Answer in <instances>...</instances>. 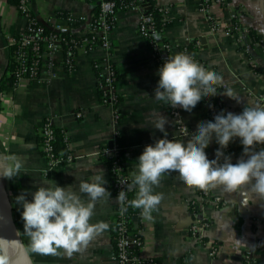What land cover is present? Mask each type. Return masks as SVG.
<instances>
[{
	"label": "crops",
	"instance_id": "0c3cea01",
	"mask_svg": "<svg viewBox=\"0 0 264 264\" xmlns=\"http://www.w3.org/2000/svg\"><path fill=\"white\" fill-rule=\"evenodd\" d=\"M199 1L157 0L159 5L168 8L163 36L169 42V56L177 52L187 54L186 47L193 43L198 48L196 57L209 71L221 73L226 86L233 88L241 98L238 102L220 94L226 110L239 113L245 104L262 106L259 96L264 94V0H228L217 14L223 18V26L219 29L212 27ZM31 9L39 18L58 11L87 19L92 14L87 0H31ZM140 14L133 8L118 11L111 32L110 60L117 71L120 96L118 115L114 107L102 102L98 88L100 70L95 63L107 57V51L101 47L79 53L72 73L60 65L56 67L57 77L50 81H32L19 90L5 88L4 92L12 94L9 104L0 93V166L13 154L25 162L19 176L0 179L13 205L16 225L33 264H117L112 229L119 202L115 200L110 165L101 158V150L110 147V143L116 144L119 137L126 148L128 170L134 176L138 171L136 159L145 145L164 135L152 127L158 112L168 117V138L173 142H189L186 136L178 134L169 105L153 97L159 65L154 48L140 31ZM26 21L15 3L0 0V78L10 59V40L25 31ZM232 21L249 32L226 36L223 28ZM84 30V25H78L74 31ZM250 60L256 63L255 68ZM180 112L184 123L195 132L202 122L209 120L204 102L193 115L182 108ZM46 117L54 127L64 130L67 148L77 155L74 163L49 165L43 156L38 130ZM217 147L219 145L213 141L206 149L209 158L215 157ZM224 151L232 155L235 163L242 155L239 139ZM99 169L104 171L112 199L97 202L92 222L104 221L108 228L71 256L63 254L62 250L59 254H43L26 245L22 208L16 196L24 193L31 199V193L40 186L45 172L60 185L71 184L78 189L76 177L89 179ZM154 191L163 195L164 201L151 219H138L145 242L142 255L157 257L162 264H264V246L256 247L258 239L264 240V201H257L254 194L249 191L229 193L218 186L210 189L211 195L221 198L216 204L212 198L201 199L196 187L186 185L179 174L163 177ZM192 201H196L194 206ZM199 215L210 220V226L203 233L204 242L189 235L190 224ZM211 242L219 247L217 255L210 253Z\"/></svg>",
	"mask_w": 264,
	"mask_h": 264
},
{
	"label": "clouds",
	"instance_id": "9594fccd",
	"mask_svg": "<svg viewBox=\"0 0 264 264\" xmlns=\"http://www.w3.org/2000/svg\"><path fill=\"white\" fill-rule=\"evenodd\" d=\"M159 79L154 90V99L172 109H183L193 115L195 110L211 97L223 94L239 102L236 91L226 86L221 73L209 71L184 52L168 56L158 68ZM223 89V90H221ZM168 117L155 114L153 128L164 135L154 143L145 145L137 157V169L129 185L138 186L135 198L128 200L127 192L121 189L115 200L141 210V215L151 219L164 201V196L154 189L163 177L179 174L189 186L208 190L222 187L229 193L249 191L257 201H264V106L245 104L239 113L221 109L213 119L202 122L195 133L189 131L190 141L173 142L168 138ZM239 139L242 155L233 163L225 149ZM215 143V157L209 158L206 149ZM25 167L24 160L13 154L0 166V178L19 176ZM78 189L71 184L62 186L49 179L47 172L40 179V186L28 199L24 193L16 196L21 206L23 231L30 238V248L43 254L71 256L83 250L101 231L108 228L104 221L92 222L98 201L112 199L106 185L103 169L89 179H79ZM126 206L121 208L125 211ZM6 239L0 237V240ZM7 258L0 250V264Z\"/></svg>",
	"mask_w": 264,
	"mask_h": 264
},
{
	"label": "built area",
	"instance_id": "2783aa9c",
	"mask_svg": "<svg viewBox=\"0 0 264 264\" xmlns=\"http://www.w3.org/2000/svg\"><path fill=\"white\" fill-rule=\"evenodd\" d=\"M119 1V2H118ZM228 0H200L199 7L207 15L208 21L214 29H219L223 26V18L218 17L217 14L227 5ZM18 11L26 16L25 31L19 36L12 37L10 46L13 49V58L10 76L13 78V90H19L26 87L30 82L36 80H52L57 77L56 67L64 66L69 73L74 71L77 65V56L79 53H87L96 47L104 48L107 51V57L104 61L96 62L95 67L100 70L98 80V88L102 94V102L114 107L117 115L118 103L120 96L117 90V71L110 60L111 50L113 49L111 43V32L117 22V13L122 9L133 8L140 11V31L144 37H148L149 31L153 29V25H147V16L140 5L132 2L126 3L121 0H101V12L97 19L92 20L91 17L78 18L69 13L62 11L49 13L46 17L39 18L33 14L31 9V0H18L15 4ZM163 11L168 12V8L163 7ZM235 17V15H232ZM78 25H84L85 30L81 33L75 32ZM226 36L232 37L235 33H248V29L243 27L236 21L223 28ZM200 42H197L199 45ZM154 50L159 48L157 42L151 45ZM196 61V55L188 52ZM199 64V63H198ZM206 67L204 64H200ZM250 65L256 67V63L250 60ZM5 97L6 104H9L12 97L9 92H2ZM262 106H264V94L259 96ZM208 110L209 120L214 118V115L221 109H226V104L221 95L211 97L204 101ZM5 104V105H6ZM9 107V105H8ZM170 115L179 135L186 136L190 141V136L187 134L195 131L190 130L184 123V119L180 109H172L170 106ZM38 135L40 138L39 144L43 156L49 162V165H59L62 163L72 164L77 160V155L70 151L66 156L57 155L55 153L54 140L55 130L49 117L43 119ZM172 140L171 138H169ZM68 144V140L66 137ZM263 146V145H262ZM100 154L107 157L114 158L110 165L111 175L113 177V189L116 193L121 189L127 192L134 186L131 184L130 177L132 176L128 168L124 169L120 158L118 157V145L113 143L112 146H105ZM196 187V186H195ZM198 196L201 199L212 198L214 203H219L221 198L219 196L211 195L210 189L204 190L196 187ZM196 201H192L194 206ZM127 201L124 204L119 203L117 206V224L116 228L119 232L117 244L119 252L116 254L117 264H143V260H151L153 257L142 255V248L144 246L143 228L139 223L143 216L141 210L132 214H127V211H121L122 207L127 208ZM197 215L196 211H193ZM129 218L133 227L137 232H131L127 229L126 219ZM139 219V220H138ZM210 226V220L206 217H195L189 227V235L198 242H204L203 233ZM211 255H217L219 247L217 243L211 242ZM137 246L141 248L139 255H131V248ZM264 240L258 239L256 247H263ZM152 261V260H151ZM151 264H157L152 261Z\"/></svg>",
	"mask_w": 264,
	"mask_h": 264
},
{
	"label": "trees",
	"instance_id": "16d2710c",
	"mask_svg": "<svg viewBox=\"0 0 264 264\" xmlns=\"http://www.w3.org/2000/svg\"><path fill=\"white\" fill-rule=\"evenodd\" d=\"M10 1L16 4L18 0H10ZM87 1L92 6L91 19L95 20L99 17L100 12H101V0H87ZM123 1H125L126 3L132 2L134 4L140 5L143 8V11L147 16V25L154 26L153 29L149 31V35L148 37H146V39L148 40L150 45H152V43L154 42L158 43L159 48L155 50V52H156V56L158 60V65L161 66L164 63V61L167 59V57L169 56V51H170L169 42L163 36V26H164L167 12L163 11V6L159 5L157 3V0H123ZM63 13H66V12L63 11ZM10 48H11L10 59H9L5 73L0 78V93H2L5 88L12 87L13 82H14L13 78L9 74V71L11 69L12 58H13V49L12 47ZM186 49L188 52L194 53V54H196L198 51V48L193 43L187 46ZM196 61H198L199 64L205 65V63L198 58H196ZM54 130H55V140H54L55 153L57 155L66 156L69 150L67 148V141H66V135L64 133V130L57 128V127H54ZM38 139L40 141V138ZM117 143H118V157L120 158L122 166L124 167V169L125 168L129 169L130 167L126 164V160H127L126 155H125L126 148L123 146L122 141L120 140L119 137L117 139ZM101 158L109 165H111L114 161V158L107 157L104 154H101ZM133 178L134 176H131L130 180L132 181ZM137 191H138V188L136 187H133L132 189L128 191L129 200L135 198ZM126 211H127V214H132L134 212H139L140 209L134 208L128 204ZM117 222L118 220L116 216L113 222V229H112V237L114 239L116 254L120 250L117 244V240H118L117 236L119 234L116 228ZM126 226L129 231L137 232V229L133 227V223L129 218L126 219ZM140 250L141 248L137 246L132 247L131 255H139ZM151 260L156 262L157 264H162L157 257H153L151 258ZM151 260L149 259L143 260V264L153 263Z\"/></svg>",
	"mask_w": 264,
	"mask_h": 264
},
{
	"label": "water",
	"instance_id": "95a60500",
	"mask_svg": "<svg viewBox=\"0 0 264 264\" xmlns=\"http://www.w3.org/2000/svg\"><path fill=\"white\" fill-rule=\"evenodd\" d=\"M111 146L113 143H110ZM0 240L2 253L7 258L6 264H33L25 248L21 234L16 225L13 205L9 199L5 185L0 179Z\"/></svg>",
	"mask_w": 264,
	"mask_h": 264
},
{
	"label": "rangeland",
	"instance_id": "374dc122",
	"mask_svg": "<svg viewBox=\"0 0 264 264\" xmlns=\"http://www.w3.org/2000/svg\"><path fill=\"white\" fill-rule=\"evenodd\" d=\"M24 242L26 245H29L28 241H29V236L28 235H24ZM0 250H2V247L0 246Z\"/></svg>",
	"mask_w": 264,
	"mask_h": 264
}]
</instances>
